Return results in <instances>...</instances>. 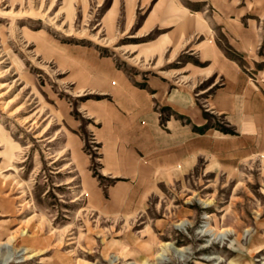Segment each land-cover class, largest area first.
<instances>
[{"label":"rangeland","instance_id":"obj_1","mask_svg":"<svg viewBox=\"0 0 264 264\" xmlns=\"http://www.w3.org/2000/svg\"><path fill=\"white\" fill-rule=\"evenodd\" d=\"M0 264H264V0H0Z\"/></svg>","mask_w":264,"mask_h":264},{"label":"crops","instance_id":"obj_2","mask_svg":"<svg viewBox=\"0 0 264 264\" xmlns=\"http://www.w3.org/2000/svg\"><path fill=\"white\" fill-rule=\"evenodd\" d=\"M118 80L119 83L114 89L118 106H125L130 109L131 117L134 121H144L143 124H138L134 127V136H144L147 139V143L159 144L160 137L164 135H162L157 116L152 107V94L149 95L145 89L131 85L123 79L118 78Z\"/></svg>","mask_w":264,"mask_h":264}]
</instances>
